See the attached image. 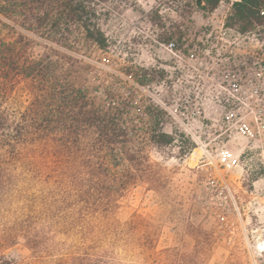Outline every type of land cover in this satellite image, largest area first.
Wrapping results in <instances>:
<instances>
[{
  "label": "rangeland",
  "instance_id": "1",
  "mask_svg": "<svg viewBox=\"0 0 264 264\" xmlns=\"http://www.w3.org/2000/svg\"><path fill=\"white\" fill-rule=\"evenodd\" d=\"M233 1L222 0L206 13L195 0H128L102 23L107 49L84 39L67 48L4 17L0 22V41L24 35L30 55L48 59L85 88L95 105L111 110L124 131L116 152L148 156L140 166L141 178L118 197L116 219L128 223L133 235L137 215L143 216L156 230L158 250H196L195 228H201L210 239L202 264H264V136L247 139L233 133L229 138L224 124L225 113L237 111L240 100L249 101L255 88L264 87L259 77L264 74V26L243 34L226 28ZM155 10L158 24L150 19ZM169 35L173 49L161 40ZM140 69L148 74L142 83L136 78ZM31 97L27 81H15L4 102L11 120ZM156 123L174 135L172 144L151 141ZM94 136L93 130L85 135L88 140ZM224 148L237 158L230 169L217 162ZM67 154L49 149L38 164L53 176L69 167ZM223 181L236 204L220 192ZM147 233L144 227L141 236ZM44 243L45 259L38 264H83L71 259L83 252L78 236L52 232ZM97 249L89 250L90 257ZM108 250L117 261L132 262L117 245ZM4 252L18 263L33 255L22 237Z\"/></svg>",
  "mask_w": 264,
  "mask_h": 264
},
{
  "label": "trees",
  "instance_id": "2",
  "mask_svg": "<svg viewBox=\"0 0 264 264\" xmlns=\"http://www.w3.org/2000/svg\"><path fill=\"white\" fill-rule=\"evenodd\" d=\"M128 0H0L1 17L21 28L67 48L81 39L107 49L109 40L102 23L111 10ZM222 0H195L206 13ZM150 19L160 22L158 12ZM162 26V25H160ZM224 26L243 34L264 26V0H235L225 16ZM171 35L161 39L168 43ZM181 40V37H178ZM28 39L0 41V264H38L44 261V239L52 232L78 236L83 264H123L110 246L130 256L127 264H202L208 255L207 232L195 228L196 250L168 247L158 250L156 230L137 215L133 235L128 223L115 217L118 197L142 176L143 153L116 152L124 135L119 119L109 109L93 102L85 88L76 86L65 72L57 71L45 57L28 53ZM136 76L142 83L147 72ZM24 79L31 100L14 120L4 107L15 81ZM95 131L86 139L87 131ZM182 135H180L181 137ZM156 123L151 141L168 146L175 141ZM188 147H194L192 141ZM53 149L68 153V168L53 176L39 163L41 153ZM147 227L146 237L141 230ZM19 237L33 251L32 260L18 263L5 254ZM90 244H95L90 246ZM98 248L93 257L89 250Z\"/></svg>",
  "mask_w": 264,
  "mask_h": 264
},
{
  "label": "built area",
  "instance_id": "3",
  "mask_svg": "<svg viewBox=\"0 0 264 264\" xmlns=\"http://www.w3.org/2000/svg\"><path fill=\"white\" fill-rule=\"evenodd\" d=\"M166 45L170 49L176 47L175 42L172 40ZM259 77L262 78V83H264V74L260 72ZM241 109L246 110L245 114ZM224 124L227 125V130L230 131L227 134L229 138L232 137L233 133L247 139L264 136V87L255 88L250 94L249 101L240 100L237 111L225 113ZM217 160L218 164L224 169H230L236 164L237 158L229 148H224L217 154ZM219 186L220 192L224 193V197L229 196L236 204L232 189L227 181L221 182Z\"/></svg>",
  "mask_w": 264,
  "mask_h": 264
}]
</instances>
